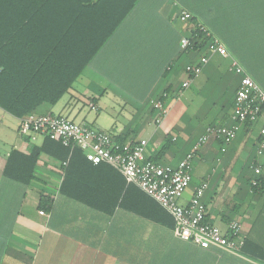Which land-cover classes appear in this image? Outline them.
Segmentation results:
<instances>
[{
	"label": "crops",
	"instance_id": "0c3cea01",
	"mask_svg": "<svg viewBox=\"0 0 264 264\" xmlns=\"http://www.w3.org/2000/svg\"><path fill=\"white\" fill-rule=\"evenodd\" d=\"M89 1L92 7L70 27L65 42L56 44L62 32L54 28L51 36L43 32L35 45L40 56L55 49V77L72 83L53 106L44 104L34 115L64 117L123 143L144 140L147 160L175 168L208 127L231 123L239 77L230 70L234 58L224 40L241 51L249 64L242 67L264 92V0H138L110 35L107 30L121 4ZM181 10L214 34L223 33L224 39L216 38L230 58L210 54L207 48L199 55H184L180 41L191 25L179 22ZM201 55L207 63L182 89L185 66L198 63ZM249 59L256 61V69ZM154 100L167 110L159 123L150 104ZM19 121L0 108V264H264V152L256 154L262 121L241 126L228 145L213 137L207 140L180 199L187 204L206 183V222L222 233L229 223L240 224L244 243L237 255L182 241L174 226L120 207L112 214L101 211L124 192L123 176L106 164L83 160L82 151L69 166L41 154L28 183L5 175L14 151L29 154L44 141L20 137ZM14 163L17 175L21 165ZM253 163L260 166L263 179L256 193L247 185ZM46 196L52 200L50 211L39 208Z\"/></svg>",
	"mask_w": 264,
	"mask_h": 264
},
{
	"label": "built area",
	"instance_id": "2783aa9c",
	"mask_svg": "<svg viewBox=\"0 0 264 264\" xmlns=\"http://www.w3.org/2000/svg\"><path fill=\"white\" fill-rule=\"evenodd\" d=\"M191 18L192 16L184 10L178 14L181 23H187ZM193 28L205 31L198 23ZM180 47L182 50L191 49V41L182 38ZM207 51L223 58H230L225 47L215 38H211ZM207 61L208 58L201 55L198 63L185 66L184 73L187 79L182 82V89L187 88L191 80L200 74ZM230 70L239 77L230 114V125L208 127L205 134L175 168L147 160L145 157L147 142L144 140L122 144L108 133L60 116L33 114L22 118L19 121L18 134L30 140L36 137L48 138L64 147L77 148L91 164H106L112 167L123 176L127 184L136 186L173 218L174 234L178 238L202 249L216 248L237 255L244 243L240 224L233 221L228 224L227 233H222L216 226L206 222V208L202 202L204 191L207 189L206 183L195 189L187 204L180 203L191 182V170L196 154L211 137L228 145L235 139L241 126L262 121L258 131L256 154L261 156L264 152V92L234 59H231ZM150 104L157 113L156 123H159L167 113L166 107L160 100L151 101ZM250 169L254 174L250 184L256 187L258 185L256 177L261 173V169L254 163L250 165Z\"/></svg>",
	"mask_w": 264,
	"mask_h": 264
},
{
	"label": "trees",
	"instance_id": "16d2710c",
	"mask_svg": "<svg viewBox=\"0 0 264 264\" xmlns=\"http://www.w3.org/2000/svg\"><path fill=\"white\" fill-rule=\"evenodd\" d=\"M108 1L110 0H100L97 6L103 5ZM137 1L118 0L117 4L116 1H113L112 6L116 7V5L119 6L121 4V7L119 6L118 14L114 15V19L111 20L107 34L110 35L112 33L114 26L132 9ZM89 2V0H0V108L3 111L18 119H22L33 115L44 104L53 106L65 93L72 80L64 81L55 77L53 70V64L57 59L55 57V49L51 48L40 56L36 53L35 45L41 40L43 32L46 31L47 35L51 36L54 28H59L62 32L61 35L56 37V44L59 45V43L65 42L68 38L70 27L76 21H82L85 17L86 8L92 7ZM197 20L196 17L192 16L191 20L187 22L191 26L188 28L186 38L191 41L192 48L183 50V54L186 56L188 54L199 55L207 48L211 38L217 39L216 37H219L224 39L225 37L221 32L214 34L201 22L198 24L205 31L199 28L194 29L193 26ZM100 41L96 42L97 44L94 48L98 47ZM224 41L230 46V50L227 51L232 58L240 65L247 67L249 64L247 65L241 57V51L230 45L227 40ZM251 61L255 60L249 59L250 63ZM255 63L256 61L253 65L254 69H256ZM251 71L250 73H252L254 78L256 77V81L260 82L257 79L259 74L255 70L254 72L253 70ZM252 125L245 124L246 127ZM220 142L222 143L221 140ZM120 143L124 144L122 140ZM43 153L60 162L68 161V166L75 155H82L77 148L70 150L69 147H64L58 142L44 138L42 145L39 147L33 146L29 154L14 151L9 158L5 175L28 183L33 177V170L38 158ZM82 158L86 160L83 155ZM16 161L21 165L17 175L13 174L15 173L14 162ZM64 170L67 172L68 167ZM256 179L258 181L256 187L251 186V179L247 183L250 193H256L261 190L263 185L261 173ZM123 182L124 192H120L109 207L100 208L101 211L112 214L116 207H120L125 211L161 225H175L173 218L152 198L144 194L136 186L127 184L124 178ZM39 208L44 211H50L52 208L51 198L49 196L41 197Z\"/></svg>",
	"mask_w": 264,
	"mask_h": 264
}]
</instances>
